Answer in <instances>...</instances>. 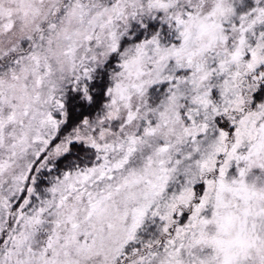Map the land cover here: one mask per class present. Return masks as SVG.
Wrapping results in <instances>:
<instances>
[{"label":"snow or ice","instance_id":"6c2138e0","mask_svg":"<svg viewBox=\"0 0 264 264\" xmlns=\"http://www.w3.org/2000/svg\"><path fill=\"white\" fill-rule=\"evenodd\" d=\"M0 264H264V0H0Z\"/></svg>","mask_w":264,"mask_h":264}]
</instances>
